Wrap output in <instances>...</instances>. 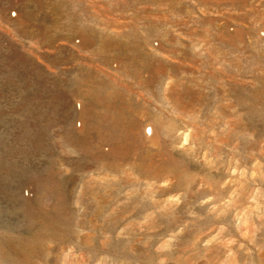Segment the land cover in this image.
Here are the masks:
<instances>
[{
    "label": "rangeland",
    "instance_id": "374dc122",
    "mask_svg": "<svg viewBox=\"0 0 264 264\" xmlns=\"http://www.w3.org/2000/svg\"><path fill=\"white\" fill-rule=\"evenodd\" d=\"M0 264H264V0H0Z\"/></svg>",
    "mask_w": 264,
    "mask_h": 264
}]
</instances>
